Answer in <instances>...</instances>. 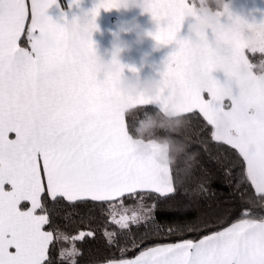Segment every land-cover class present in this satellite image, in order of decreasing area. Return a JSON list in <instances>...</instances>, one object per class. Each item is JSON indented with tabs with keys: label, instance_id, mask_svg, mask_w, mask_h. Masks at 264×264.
<instances>
[{
	"label": "snow or ice",
	"instance_id": "6c2138e0",
	"mask_svg": "<svg viewBox=\"0 0 264 264\" xmlns=\"http://www.w3.org/2000/svg\"><path fill=\"white\" fill-rule=\"evenodd\" d=\"M120 4L0 0V264H264V19L143 0L173 49L125 95L92 38Z\"/></svg>",
	"mask_w": 264,
	"mask_h": 264
},
{
	"label": "crops",
	"instance_id": "0c3cea01",
	"mask_svg": "<svg viewBox=\"0 0 264 264\" xmlns=\"http://www.w3.org/2000/svg\"><path fill=\"white\" fill-rule=\"evenodd\" d=\"M97 0H81L79 8H68L69 0H58V5H53L48 14L57 19L61 11L65 12L69 19L73 16H80L82 11L90 10ZM234 14L241 15L250 21L255 18L257 21L264 19L261 13H264V0H232L230 5ZM259 9V11H257ZM138 21L145 30L155 31L156 26L151 17L147 13H141L139 9L124 11L100 10V15L96 19L99 30L93 33V41L95 43L97 54L104 60H109L110 56L106 54L105 50L111 48V41L113 39V32L118 31L122 27H127L128 23ZM186 34L182 32V35ZM124 39L131 41L134 39V33L121 32ZM173 46H155V42L151 38L145 39L144 44L139 48H133L131 52L123 54L124 62L130 66L136 67L142 77H149L156 75V69L162 66V61L172 51ZM125 74H131L129 70L125 69ZM214 75H219L214 73ZM14 251V249H13Z\"/></svg>",
	"mask_w": 264,
	"mask_h": 264
},
{
	"label": "clouds",
	"instance_id": "9594fccd",
	"mask_svg": "<svg viewBox=\"0 0 264 264\" xmlns=\"http://www.w3.org/2000/svg\"><path fill=\"white\" fill-rule=\"evenodd\" d=\"M194 3L203 12L205 20L203 23L193 22L188 24V31L192 33L204 31L205 29H212L213 31L219 30V16L223 14L226 5H231L232 0H194ZM135 9H139L142 14L144 13L143 0H121L120 7L116 10L131 11ZM121 32L134 33V39L131 41L124 39ZM152 32L153 31L143 29L138 21L128 23L127 27H122L118 31L113 32L111 48L105 50L106 54L110 56V59L104 60L100 57L104 70L107 72H114L120 65L126 66V68L133 67L124 62L123 54L131 52L134 47H141L147 38H151L155 42V46L158 47L157 42L150 35ZM113 61L116 63H113ZM134 68L136 69L135 72L129 71L131 74L128 75L124 72L116 81L115 88L118 92L125 95H137L143 90L154 89L159 86V82L155 79V76L142 77L139 74V70L136 67ZM139 126L145 129L154 128L157 126V122H155L154 126L153 122L145 124L141 121ZM159 126L162 127L163 124Z\"/></svg>",
	"mask_w": 264,
	"mask_h": 264
},
{
	"label": "trees",
	"instance_id": "16d2710c",
	"mask_svg": "<svg viewBox=\"0 0 264 264\" xmlns=\"http://www.w3.org/2000/svg\"><path fill=\"white\" fill-rule=\"evenodd\" d=\"M250 58L253 59L254 62L258 63V62H259V59H260V56H259V54H256L255 56H252V55L250 54ZM258 70H259V69H258ZM157 121H165V122H166V118H165V117H153V118H150L149 120H146V121H143V122H144L145 124H147V123H149V122H153V123H154V126H155V122H157ZM139 124H140V122H139ZM139 124H138V126H137V128H136V132L138 133V135H141V136H147V135H150V134H151L153 128H147V129H145V128H141V127L139 126ZM105 215H107V213H105ZM108 230H111V229H108ZM103 231H104V229L101 228V229H100V232L103 233ZM77 246L80 247L79 243H78ZM112 252H115V255L119 256V251H118V250H116V249H112V250H108V249H106V248L104 247L103 240H102V238H101L100 241H99V254H100L101 256H107V255H111ZM128 255L131 256L132 253L129 252Z\"/></svg>",
	"mask_w": 264,
	"mask_h": 264
},
{
	"label": "rangeland",
	"instance_id": "374dc122",
	"mask_svg": "<svg viewBox=\"0 0 264 264\" xmlns=\"http://www.w3.org/2000/svg\"><path fill=\"white\" fill-rule=\"evenodd\" d=\"M69 247H70V245H69Z\"/></svg>",
	"mask_w": 264,
	"mask_h": 264
}]
</instances>
